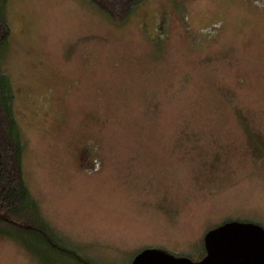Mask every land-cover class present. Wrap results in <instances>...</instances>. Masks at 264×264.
Masks as SVG:
<instances>
[{"label":"rangeland","instance_id":"374dc122","mask_svg":"<svg viewBox=\"0 0 264 264\" xmlns=\"http://www.w3.org/2000/svg\"><path fill=\"white\" fill-rule=\"evenodd\" d=\"M6 20L23 177L51 227L0 220V264L198 261L217 225L264 227V0H144L121 22L7 0Z\"/></svg>","mask_w":264,"mask_h":264},{"label":"trees","instance_id":"16d2710c","mask_svg":"<svg viewBox=\"0 0 264 264\" xmlns=\"http://www.w3.org/2000/svg\"><path fill=\"white\" fill-rule=\"evenodd\" d=\"M87 1L112 21L121 22L144 0ZM6 6L7 0H0V220L23 222L29 228H35L37 226L35 220H41L42 226L49 229L51 226L38 215L37 205L23 177L24 144L13 110L15 92L2 65L3 54L6 53L10 36V28L6 20ZM26 212H33L34 215L30 217ZM55 239L51 236L47 242L56 247Z\"/></svg>","mask_w":264,"mask_h":264},{"label":"water","instance_id":"95a60500","mask_svg":"<svg viewBox=\"0 0 264 264\" xmlns=\"http://www.w3.org/2000/svg\"><path fill=\"white\" fill-rule=\"evenodd\" d=\"M203 245L205 255L198 261L146 248L131 264H264V227L253 221H225L206 232Z\"/></svg>","mask_w":264,"mask_h":264},{"label":"flooded vegetation","instance_id":"af4514ba","mask_svg":"<svg viewBox=\"0 0 264 264\" xmlns=\"http://www.w3.org/2000/svg\"><path fill=\"white\" fill-rule=\"evenodd\" d=\"M163 35H164V33L161 32L160 37H158V38H159V41L162 39ZM204 255H205V253H204ZM204 255H203V256H204ZM201 258H202V257H201Z\"/></svg>","mask_w":264,"mask_h":264}]
</instances>
